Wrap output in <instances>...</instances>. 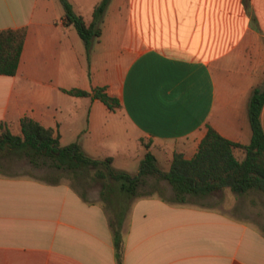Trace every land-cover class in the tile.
Masks as SVG:
<instances>
[{
  "label": "crops",
  "instance_id": "obj_1",
  "mask_svg": "<svg viewBox=\"0 0 264 264\" xmlns=\"http://www.w3.org/2000/svg\"><path fill=\"white\" fill-rule=\"evenodd\" d=\"M55 1L0 0V29L25 28L16 73L0 75V123L13 134L29 117L113 167L148 150L163 171L174 152L193 157L208 125L249 143V96L264 88V0H109L88 55ZM68 1L89 24L99 0ZM94 87L119 106L65 92ZM260 122L264 131V105ZM124 166L114 168L130 173ZM171 195L132 201L123 264H264V228L235 198L229 213ZM0 264H116L101 201L70 182L0 175Z\"/></svg>",
  "mask_w": 264,
  "mask_h": 264
},
{
  "label": "trees",
  "instance_id": "obj_2",
  "mask_svg": "<svg viewBox=\"0 0 264 264\" xmlns=\"http://www.w3.org/2000/svg\"><path fill=\"white\" fill-rule=\"evenodd\" d=\"M59 1L64 10V24L75 28L88 55L101 34L100 26L109 0H101L94 6L89 24L73 10L68 0ZM24 38V27L0 29V75L16 73ZM65 92L74 96L90 95L110 110L119 106L118 99L107 94L104 87H94L91 91L72 88ZM263 105L264 88L253 89L247 106L251 129L248 144L228 140L208 125L193 157L186 159L182 153L174 152L167 171L159 168L155 156L148 150L136 174L116 169L112 166L111 157L92 158L76 141L60 145L52 128L29 117L20 119L18 135L13 134L5 123H0V155L26 157L35 166L45 164L55 170L70 172L77 180L85 179L92 171V177L101 181L99 200L107 216L109 214L116 264H123L122 227L132 201L143 195L138 192V187L146 176L153 175L159 181H166L172 192L169 200L178 204L200 202L223 188H229L235 194L253 190L264 195V131L260 122ZM236 148L243 150L241 158L234 155ZM80 193L83 198L86 197L83 191Z\"/></svg>",
  "mask_w": 264,
  "mask_h": 264
},
{
  "label": "rangeland",
  "instance_id": "obj_3",
  "mask_svg": "<svg viewBox=\"0 0 264 264\" xmlns=\"http://www.w3.org/2000/svg\"><path fill=\"white\" fill-rule=\"evenodd\" d=\"M101 0H99L100 2ZM56 12L58 14V19L63 15V11H61V3L59 0L55 1ZM103 23V20H102ZM102 23L101 26L102 27ZM75 34H78L75 28L72 29ZM106 35V34H105ZM95 42V41H94ZM76 141V140H73ZM64 142H60V145L64 146L70 143V140L63 144ZM243 156V150L240 149L239 158ZM142 160V159H141ZM141 160L139 159H129L125 160L122 158L116 159V164L114 167H119L121 165H125L130 173L136 172L139 168ZM162 166L163 163H161ZM92 171L88 174L85 179L77 180L70 172L55 170L50 168L48 165L42 164L40 166H35L28 161L26 157H8L4 155H0V175H13V176H25V177H34L38 179H43L46 181H66L71 184L77 186L80 191H83L87 198L90 201H95L99 199V190L101 188V181L94 179L92 177ZM158 179L149 175L144 178V182L140 184L138 187V192L141 194H148L150 192L157 191L158 193H162L164 195L172 194L171 191L168 190V186L166 183L161 182L158 184ZM158 184V186H157ZM235 198V205H242V210H244V214L251 219H253L254 223L259 227L264 228V195L257 191H249L244 194H235L229 189H225L224 191L218 190L212 193V195L206 197L202 202L205 205H218L229 213H237L236 207H230L228 204L231 203V200ZM251 202L252 206L249 207L248 204ZM250 205V204H249ZM109 216V214H108Z\"/></svg>",
  "mask_w": 264,
  "mask_h": 264
}]
</instances>
